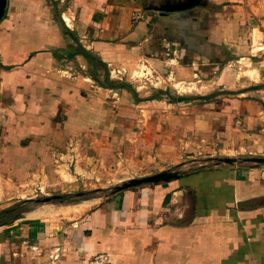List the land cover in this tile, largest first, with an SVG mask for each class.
<instances>
[{"label": "crops", "instance_id": "crops-1", "mask_svg": "<svg viewBox=\"0 0 264 264\" xmlns=\"http://www.w3.org/2000/svg\"><path fill=\"white\" fill-rule=\"evenodd\" d=\"M180 1L7 0L0 211L103 165L179 177L1 225L0 264H264V0L159 11ZM140 70L204 91L152 98Z\"/></svg>", "mask_w": 264, "mask_h": 264}, {"label": "rangeland", "instance_id": "rangeland-1", "mask_svg": "<svg viewBox=\"0 0 264 264\" xmlns=\"http://www.w3.org/2000/svg\"><path fill=\"white\" fill-rule=\"evenodd\" d=\"M135 76V80L137 81L134 83L135 85H143L145 86L146 92L150 93V96H154L158 89L167 90L169 92L170 97H177L181 96H189L201 93L203 88L199 84L197 86L192 85H181L175 84L176 82L167 81L165 78H161L160 75L157 73H148L145 70L142 72L141 70ZM179 85L180 89L185 92H180L178 88L174 87ZM201 88V89H200ZM143 92V91H141ZM135 164L131 162H119L112 165L101 166L102 172L88 171L89 175L87 178L80 180L73 186L72 189L65 188L63 185L57 186H46V193L45 194H38L29 204L24 205L25 212L19 215L16 220L24 219L23 224H31L29 219H26L29 213L33 211H43L45 217L49 218L48 220H53V223H60L65 217L73 216V212H78V210L83 207L79 204L83 202L89 203L88 205H96L103 201L108 195H110L112 189L120 185L122 182L127 181L128 179L132 178H140L143 176H135V174H131L130 170L134 169L138 172V175H142L144 173L148 174L145 176L156 174L160 171L159 168L161 164L151 163L147 165L143 164ZM197 164H192L189 166L188 171L195 170ZM106 168V169H104ZM174 167H171L166 170H173ZM92 170V169H91ZM158 171V172H156ZM164 171V170H163ZM102 173V174H101ZM133 176V177H132ZM120 180V182H118ZM54 196H59V199H52ZM43 198H51L48 202H43ZM27 201V200H21ZM15 220V221H16ZM30 221V222H29Z\"/></svg>", "mask_w": 264, "mask_h": 264}, {"label": "water", "instance_id": "water-1", "mask_svg": "<svg viewBox=\"0 0 264 264\" xmlns=\"http://www.w3.org/2000/svg\"><path fill=\"white\" fill-rule=\"evenodd\" d=\"M189 2H191V0H183V2L180 1L179 3H175V4L168 3L160 7L159 11L161 12L183 11L193 6V3H189ZM6 4H7V0H0V22L5 15ZM218 161L224 164H231L236 162L237 160L231 158H221L218 159ZM245 161L254 162V163H264V159H260V158H250V159H245ZM178 177H179V172L175 170V171H162L150 176L128 179L127 181L122 182L120 185L115 186L112 189L111 194H115L121 191H125L143 185L168 182L170 180L177 179ZM52 199H59V196H54L52 197ZM50 200L51 198H43V202H48Z\"/></svg>", "mask_w": 264, "mask_h": 264}, {"label": "trees", "instance_id": "trees-1", "mask_svg": "<svg viewBox=\"0 0 264 264\" xmlns=\"http://www.w3.org/2000/svg\"><path fill=\"white\" fill-rule=\"evenodd\" d=\"M81 52L83 54H85V56L87 58L91 59V55H87L85 50H82ZM98 65H99V62H98ZM108 85L113 86V83L108 81ZM122 88H127V90H130L128 85H123ZM162 95L169 96V92L167 90L158 91L157 94L155 96H153L152 98L158 99V98L162 97ZM174 98H177V100L185 99L184 97H178V96L177 97H170L169 96V99L172 101ZM31 201L32 200L18 202V203L14 204V205L6 208V209L1 210L0 211V226L1 225H7V224L14 222L19 217V215H21L22 213L25 212L24 205L29 204Z\"/></svg>", "mask_w": 264, "mask_h": 264}, {"label": "built area", "instance_id": "built-area-1", "mask_svg": "<svg viewBox=\"0 0 264 264\" xmlns=\"http://www.w3.org/2000/svg\"><path fill=\"white\" fill-rule=\"evenodd\" d=\"M135 19H136V18H135ZM113 74H114L115 77H116L117 75L120 74V72L117 71V72H115V73H112V75H113ZM92 264H108L107 257L104 256V255H97V256H95V257L93 258V260H92Z\"/></svg>", "mask_w": 264, "mask_h": 264}, {"label": "bare ground", "instance_id": "bare-ground-1", "mask_svg": "<svg viewBox=\"0 0 264 264\" xmlns=\"http://www.w3.org/2000/svg\"><path fill=\"white\" fill-rule=\"evenodd\" d=\"M175 87L178 88L180 92L182 91V90L179 88V87H180L179 85H176Z\"/></svg>", "mask_w": 264, "mask_h": 264}]
</instances>
